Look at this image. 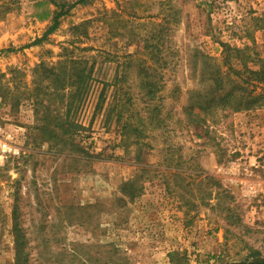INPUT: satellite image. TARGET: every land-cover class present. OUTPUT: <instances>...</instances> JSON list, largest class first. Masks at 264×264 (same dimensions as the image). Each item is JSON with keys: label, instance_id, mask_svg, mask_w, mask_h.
Listing matches in <instances>:
<instances>
[{"label": "rangeland", "instance_id": "1", "mask_svg": "<svg viewBox=\"0 0 264 264\" xmlns=\"http://www.w3.org/2000/svg\"><path fill=\"white\" fill-rule=\"evenodd\" d=\"M40 1L0 0V264L264 256V106L188 115L192 96L208 93L216 76L224 90L214 97L234 86L248 98L264 94V85L242 83L252 77L228 50L248 48V67L264 66V0H89L32 45L51 24L34 17ZM150 34L165 63L163 122L147 119L137 138L121 130L148 115L136 65L124 85L132 106L119 121L111 83ZM67 109L80 126L72 144L41 141L34 128L45 112Z\"/></svg>", "mask_w": 264, "mask_h": 264}, {"label": "trees", "instance_id": "2", "mask_svg": "<svg viewBox=\"0 0 264 264\" xmlns=\"http://www.w3.org/2000/svg\"><path fill=\"white\" fill-rule=\"evenodd\" d=\"M88 2L89 0H44L37 2V11L35 12L34 17L41 21L50 20L51 24L44 32L43 36L36 39L32 45L41 43L49 34L53 33L58 28L60 19L66 16L74 7L84 5ZM150 35L151 37L144 39V51L142 54H140V56H129L124 62L123 68L118 66L111 83V86L113 87V100L115 99V105L113 106L111 113H114L116 121H119L122 117V113L130 111L129 107L132 106L130 94L131 88H125L124 85L127 84L129 78H131V76H129V69L132 68L133 65H136L135 79L138 82V93L144 100V108L142 111H145V114L148 115L144 117L138 112L139 116L137 115L136 118L138 124L133 125L130 122L124 123L121 130L123 133L133 134L137 138L143 136V131L147 125V119L150 120V125H159L163 122V119L159 117L161 112V104L159 103L161 97L159 96V92L162 87L160 86L158 79L160 72L159 68L165 66V63H159V61H161V51L157 48V45L150 44L149 40L154 38L152 34ZM228 50L231 52L232 58L241 67V71L250 73L252 77L251 80H241L242 83L251 85L252 88L256 87L255 84L264 85V66L259 67L254 71L248 67V48L243 50L230 48ZM148 59H152L159 63L158 66L155 67L154 65L147 64ZM90 72L91 69L88 71V77H90ZM212 82L215 86H213L208 93H205L204 95L194 94L192 96V102L188 107V115H192L191 111H193L194 107H199V110L204 112L218 104L229 107L236 112L249 110L255 106H264V94H256L248 98L249 93L251 92L248 91L247 94L245 93V88L237 86H234L225 93L220 92L217 97H214V93L217 92V90L223 91L224 86L222 85L221 79L217 76L212 79ZM82 84L83 82L81 85ZM260 90L264 91V86H262V89ZM43 121V124H38L34 129L41 133V141L45 142L50 141L52 138L59 140L60 137L67 136L69 139L64 140V142L66 143L70 140V144H72V136L80 127L72 120L69 109H67L66 114L61 116H51L49 112H45ZM137 141L139 142V140ZM220 192H223V190L217 192V197L222 195ZM13 213L15 214V211H13ZM14 225L16 226V223ZM17 261H20L19 255H17ZM171 264H174L173 255H171ZM231 264H264V256H262L259 251L250 249L245 258Z\"/></svg>", "mask_w": 264, "mask_h": 264}, {"label": "built area", "instance_id": "3", "mask_svg": "<svg viewBox=\"0 0 264 264\" xmlns=\"http://www.w3.org/2000/svg\"><path fill=\"white\" fill-rule=\"evenodd\" d=\"M2 148H3V151H4V152H5V151H7V152H11V151H12L10 148H8V146H7L6 143H4V144L2 145ZM16 152H17V151H16Z\"/></svg>", "mask_w": 264, "mask_h": 264}]
</instances>
